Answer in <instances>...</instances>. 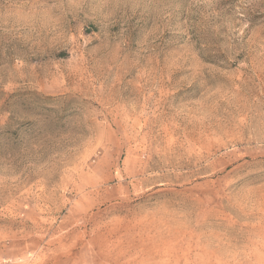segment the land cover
Wrapping results in <instances>:
<instances>
[{
    "label": "rangeland",
    "instance_id": "obj_1",
    "mask_svg": "<svg viewBox=\"0 0 264 264\" xmlns=\"http://www.w3.org/2000/svg\"><path fill=\"white\" fill-rule=\"evenodd\" d=\"M0 264H264V0H0Z\"/></svg>",
    "mask_w": 264,
    "mask_h": 264
}]
</instances>
